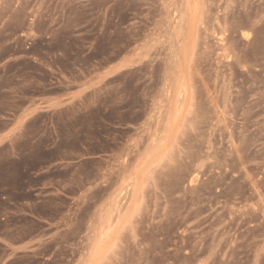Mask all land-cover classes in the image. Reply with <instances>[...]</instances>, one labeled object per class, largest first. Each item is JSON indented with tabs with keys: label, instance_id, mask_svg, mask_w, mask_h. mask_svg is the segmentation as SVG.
<instances>
[{
	"label": "rangeland",
	"instance_id": "374dc122",
	"mask_svg": "<svg viewBox=\"0 0 264 264\" xmlns=\"http://www.w3.org/2000/svg\"><path fill=\"white\" fill-rule=\"evenodd\" d=\"M0 264H264V0H0Z\"/></svg>",
	"mask_w": 264,
	"mask_h": 264
},
{
	"label": "crops",
	"instance_id": "0c3cea01",
	"mask_svg": "<svg viewBox=\"0 0 264 264\" xmlns=\"http://www.w3.org/2000/svg\"><path fill=\"white\" fill-rule=\"evenodd\" d=\"M41 239L42 238L39 236L35 238L33 242L27 240L16 241L13 237L0 233V245L3 247V250H5V255H14L29 251L32 245L37 244Z\"/></svg>",
	"mask_w": 264,
	"mask_h": 264
}]
</instances>
